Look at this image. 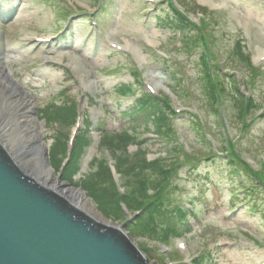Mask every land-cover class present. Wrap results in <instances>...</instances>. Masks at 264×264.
I'll return each instance as SVG.
<instances>
[{
    "label": "rangeland",
    "instance_id": "1",
    "mask_svg": "<svg viewBox=\"0 0 264 264\" xmlns=\"http://www.w3.org/2000/svg\"><path fill=\"white\" fill-rule=\"evenodd\" d=\"M1 8L7 13L0 14V60L37 103L53 169V142L67 140L75 121L61 126L42 120L51 104L68 107L72 122L75 108L83 118L80 133L92 145L103 133H126L142 124L127 149L93 150L94 164L108 161L115 167V158L138 149L149 160L166 156L168 142L148 134L153 130H145L142 113L128 117L127 112L136 101L148 104L142 93L166 99L178 88L183 105L180 98L170 103L177 140L170 155L178 165L159 195L193 211L187 224L178 227L179 235L168 234L162 245L145 238L133 242L157 264H264V0H5ZM180 8L193 23L205 25L180 36L172 24ZM67 31L70 39H65ZM203 48L205 60L215 64L211 73L216 83L221 80L229 88L224 76L234 74L241 91L249 86L254 102L245 119L238 117L227 90L221 113L206 104L195 76ZM174 77L179 84L173 88ZM123 84L132 87L135 98L116 95ZM181 106L199 110L201 117L181 112ZM87 126L92 138L85 133ZM92 145L80 150L83 172Z\"/></svg>",
    "mask_w": 264,
    "mask_h": 264
},
{
    "label": "trees",
    "instance_id": "2",
    "mask_svg": "<svg viewBox=\"0 0 264 264\" xmlns=\"http://www.w3.org/2000/svg\"><path fill=\"white\" fill-rule=\"evenodd\" d=\"M175 13L176 16L173 18L172 24L176 25L182 37L187 36V32H190L188 29L200 30L201 27L205 25L203 22L199 26L191 24L182 15L177 14V12ZM200 38L202 39V36H200ZM204 48L207 47L204 46ZM204 48L203 51L199 53L196 60L199 62V67L198 70H195V76L203 88L206 104L215 112L221 113L220 108L223 103L221 100L225 96L227 90L237 106L238 117L245 119V111L248 112L249 109H252L254 99L248 100L243 97L238 80L233 75L224 76L227 78L229 88H225V84L221 80L217 83L213 80L211 68L205 62L206 53L204 51H206V49ZM162 67L164 66H161V68ZM178 78L174 77L172 80L173 85L171 84V86L173 88L179 84ZM177 89L178 88H174L175 91L173 92L177 93ZM179 91L181 90L179 89ZM116 95L124 98L136 97L131 86L126 84L120 85L117 88ZM141 98L145 100L148 99V104H143V101L134 102L132 104L134 107L133 111L130 113L127 112L128 117L133 116L135 113H142L141 115L146 119L145 123H143L145 130L146 128H148L147 130L151 129L160 136L161 141H163L164 138L169 141L166 144V156L149 161L147 157L144 156L146 152L138 149L135 152L128 153L129 157L115 158L114 165L116 171L121 178L124 179L125 191L121 193L114 182L108 161L94 164L95 158H93L88 166L87 172L85 174L81 173L83 158H80V150L87 146L89 148L92 143H89L87 138L80 133L75 140L71 159L68 164L65 165L62 180L83 187L105 217L126 225L128 232L133 238H145L150 241H165L168 238V234L179 235L178 227L187 224V215L190 214L184 208L169 204L159 195L162 186L171 180L173 172L178 165L177 158L170 155L174 150H177L176 144L172 141L173 126L171 116L173 115V106L170 104L171 98L169 97L163 99L151 97L149 94L142 93ZM63 107L56 103L51 104L46 110L42 111V120L55 125L70 126L75 121V108L72 122L69 108L66 106ZM189 121L190 123L196 124L194 120ZM141 125L142 124H137V128L135 127L133 130L126 133H103L97 149L98 154H101L103 152L102 150L118 153L125 148L127 149L130 145H134L138 136L135 130ZM196 129L197 132L201 134V129L197 124ZM90 131L91 127L89 128L87 126L85 133H87L86 135H88L89 138H92ZM203 141L204 138L200 135L199 143L202 144ZM66 151L67 140L64 142H53L50 159L52 166L57 172L61 171L63 167L62 160L58 159V157L61 154L65 156ZM131 156H137V158L132 160ZM232 173L235 174V172ZM80 174L82 178L78 183H75L74 177ZM148 176L150 180L147 178ZM149 188L154 191L153 196H149ZM156 194L158 195L155 198ZM122 206H125L134 219L127 221Z\"/></svg>",
    "mask_w": 264,
    "mask_h": 264
},
{
    "label": "water",
    "instance_id": "3",
    "mask_svg": "<svg viewBox=\"0 0 264 264\" xmlns=\"http://www.w3.org/2000/svg\"><path fill=\"white\" fill-rule=\"evenodd\" d=\"M53 174L58 184H66L55 171ZM125 229L123 225L104 226L73 209L56 193L24 175L0 144V264L151 262Z\"/></svg>",
    "mask_w": 264,
    "mask_h": 264
},
{
    "label": "bare ground",
    "instance_id": "4",
    "mask_svg": "<svg viewBox=\"0 0 264 264\" xmlns=\"http://www.w3.org/2000/svg\"><path fill=\"white\" fill-rule=\"evenodd\" d=\"M150 42V40H149ZM151 43V42H150ZM137 54L139 52L135 50ZM87 87V86H85ZM36 101L14 80L12 72L0 60V144L14 158V164L24 175L56 193L73 209L93 221L111 228L113 222L103 219L82 190L58 184L49 166V147L45 144L44 123L37 118ZM148 264H157L156 261Z\"/></svg>",
    "mask_w": 264,
    "mask_h": 264
}]
</instances>
